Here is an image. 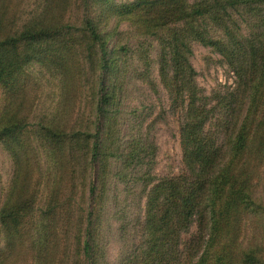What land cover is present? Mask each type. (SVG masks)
<instances>
[{
  "label": "trees",
  "instance_id": "16d2710c",
  "mask_svg": "<svg viewBox=\"0 0 264 264\" xmlns=\"http://www.w3.org/2000/svg\"><path fill=\"white\" fill-rule=\"evenodd\" d=\"M95 1L112 0H39L34 15L20 24L19 9L0 0V141L13 161L11 186L0 208L8 248L25 243L11 221L38 211L21 150L20 134L31 128L48 164L73 169L82 184L87 171L81 158L87 169L98 171L94 179L88 174L91 206L78 211L83 264L101 263L97 210L104 207L96 205L106 197L113 173L119 181L138 174L139 194L146 198L141 240L127 264H264V200L257 196L264 178V0H136L112 7L159 44V73L179 120L185 165L179 175L162 178L152 172L153 141L120 137L116 103L122 87L113 83L117 60L92 9ZM194 43L223 56L235 75L233 86L204 92L191 63ZM121 51L127 48L119 46ZM36 67L57 80L52 111L38 112L37 102L21 96L15 83L21 72ZM85 97L90 100L86 113ZM73 141L80 149L60 158L65 143ZM72 194L65 202L51 190L40 219L46 222L56 209H75L67 205ZM194 225L198 233L185 242ZM53 228L39 239L41 253L49 258L53 238L60 235Z\"/></svg>",
  "mask_w": 264,
  "mask_h": 264
},
{
  "label": "rangeland",
  "instance_id": "374dc122",
  "mask_svg": "<svg viewBox=\"0 0 264 264\" xmlns=\"http://www.w3.org/2000/svg\"><path fill=\"white\" fill-rule=\"evenodd\" d=\"M134 1L136 0H112L102 3L95 1L92 5V9L98 15L100 29L108 37L109 48L114 51L113 55L117 60V67L113 72V80L116 81L113 83L122 87L116 103V107L120 109V137L124 142L130 138H136L138 141L142 138L145 143L153 141L157 146L153 159L150 158L153 163V174L159 178L175 176L185 170V165L179 120L170 108L169 93L159 73V44L152 37L138 32L130 20L117 16L112 11L115 5L130 4ZM10 2L12 7L19 9L20 24L34 15L35 6L40 3L39 0ZM119 46L126 47L127 51L118 52ZM193 50L191 63L198 72L197 81L206 94L211 95L217 90L234 85L235 75L222 55L199 43H194ZM44 73L38 67L31 68L21 72L15 80L20 95L37 102L38 112L52 111L58 101L57 80L52 75ZM78 100L79 96L77 102ZM88 101L90 100L85 97L84 113L89 110ZM24 112L28 113L29 110L24 109ZM71 119V116L67 118L68 127ZM32 132L31 128H27L20 134V138L23 142L21 150L26 152L24 167L31 170L30 192L37 193L33 196L32 203L34 202V207L38 211L28 217L18 218L17 222L11 221L15 224L11 227L18 233V237L25 240V243L14 242L12 250L8 248L3 235L5 228L2 229L0 225V256L4 257L3 264H83L79 253L82 223L78 213L86 206H91L88 200L90 184L88 174L91 171L94 179L98 171L92 167L87 169L86 159L81 158L83 172L87 171V177L81 175L86 181L82 184L73 169L71 171L55 168L54 164H48L45 155L42 152L39 154ZM79 149L75 141L71 144L66 142L64 152L58 156L65 158L68 152L73 157L75 150ZM83 153L80 150L79 154ZM115 165L112 163L114 171L117 168ZM113 174L107 181L106 197L101 204L96 205L104 207L103 210H97L99 216L97 243L103 252L100 264H127L130 252L141 240L140 221L144 215L146 198L139 194L142 183L136 181L138 174L129 175L132 177L130 181L128 179L119 181ZM12 176V158L0 141V208L6 201ZM103 184L104 180L100 181L99 186ZM51 190L58 191L62 196L61 200L65 202L70 198L69 192L73 193V198L67 205L74 206L75 209L69 207L56 209L55 214H50L48 220L44 222L39 216L44 213L42 207L46 208L50 204ZM257 196L264 200V178L262 183L259 182ZM53 225V229L60 235L53 238L54 254L49 258L45 253H41L44 249L40 248L39 239L42 233L51 229ZM44 226H47V229ZM197 233V225H194L191 232L183 236L184 241L190 242ZM35 242L38 243L37 246Z\"/></svg>",
  "mask_w": 264,
  "mask_h": 264
}]
</instances>
